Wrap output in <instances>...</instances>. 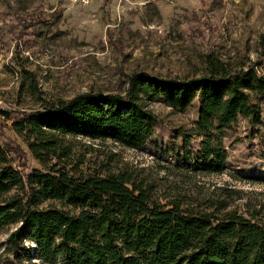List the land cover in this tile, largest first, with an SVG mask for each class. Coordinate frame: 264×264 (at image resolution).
<instances>
[{
  "label": "trees",
  "instance_id": "1",
  "mask_svg": "<svg viewBox=\"0 0 264 264\" xmlns=\"http://www.w3.org/2000/svg\"><path fill=\"white\" fill-rule=\"evenodd\" d=\"M260 96L264 75L256 67L208 54L198 78L135 72L123 93L86 92L14 118L4 111L43 169L25 175L11 157H24L23 148L0 145V235L7 236L0 264H264V203L240 213L235 191L223 188L202 204L182 194L162 204L150 174L123 160L78 173L68 142L141 148L158 123L154 104L181 111L198 98L197 122L181 131L186 147L200 140L197 158L187 161L195 174L220 175L225 129L239 117L258 124Z\"/></svg>",
  "mask_w": 264,
  "mask_h": 264
},
{
  "label": "rangeland",
  "instance_id": "2",
  "mask_svg": "<svg viewBox=\"0 0 264 264\" xmlns=\"http://www.w3.org/2000/svg\"><path fill=\"white\" fill-rule=\"evenodd\" d=\"M208 54L264 75V0H0V145L23 148L24 157H11L25 175L41 170L4 111L14 118L86 92L123 93L135 72L198 78ZM259 101L258 124L239 117L223 133L224 174H195L187 161L188 154L197 158L200 140L186 147L181 131L197 122L198 98L181 111L154 104L155 133L138 149L68 138L73 163L85 174L111 160L144 169L162 204L178 194L202 204L232 189L242 198L234 197L232 208L248 213L264 203V96ZM6 238L0 235V254Z\"/></svg>",
  "mask_w": 264,
  "mask_h": 264
},
{
  "label": "built area",
  "instance_id": "3",
  "mask_svg": "<svg viewBox=\"0 0 264 264\" xmlns=\"http://www.w3.org/2000/svg\"><path fill=\"white\" fill-rule=\"evenodd\" d=\"M64 1H69V2L74 3V4L86 5V4H89L95 0H64Z\"/></svg>",
  "mask_w": 264,
  "mask_h": 264
}]
</instances>
